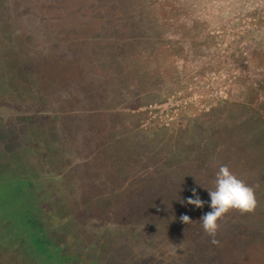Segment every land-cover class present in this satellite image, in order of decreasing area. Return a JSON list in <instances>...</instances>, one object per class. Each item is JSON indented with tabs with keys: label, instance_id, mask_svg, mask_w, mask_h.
Here are the masks:
<instances>
[{
	"label": "rangeland",
	"instance_id": "rangeland-1",
	"mask_svg": "<svg viewBox=\"0 0 264 264\" xmlns=\"http://www.w3.org/2000/svg\"><path fill=\"white\" fill-rule=\"evenodd\" d=\"M12 4L10 52L31 76L21 86L73 166L80 210L92 207L84 219L158 232L163 264H264V0ZM207 73L230 76L227 101L185 110L170 126L153 119L152 106ZM221 165L256 203L228 211L213 244L199 219ZM29 188L0 183V264H61L56 248L32 242ZM193 189L203 208L187 204Z\"/></svg>",
	"mask_w": 264,
	"mask_h": 264
},
{
	"label": "flooded vegetation",
	"instance_id": "flooded-vegetation-1",
	"mask_svg": "<svg viewBox=\"0 0 264 264\" xmlns=\"http://www.w3.org/2000/svg\"><path fill=\"white\" fill-rule=\"evenodd\" d=\"M12 1L0 0V183L14 179L20 188L35 191L28 219L32 242L41 251L56 248L61 264H163L168 258L160 257L159 248L166 240L158 232L149 235L143 224L134 230L96 228L84 219L92 207L80 210L73 166L65 167L66 156L53 148V138H46V122L37 120L27 88L21 86L31 76L15 67L20 54L10 52L4 17H10L11 27L16 14Z\"/></svg>",
	"mask_w": 264,
	"mask_h": 264
},
{
	"label": "clouds",
	"instance_id": "clouds-1",
	"mask_svg": "<svg viewBox=\"0 0 264 264\" xmlns=\"http://www.w3.org/2000/svg\"><path fill=\"white\" fill-rule=\"evenodd\" d=\"M205 189L209 195L207 204L210 211L204 213L199 220L204 232L213 238L211 243L218 244L219 242L215 239L219 229L218 221L230 210H238L242 213L252 211L256 203L254 191L226 165H221L216 171L214 187ZM186 202L197 208H203L205 204L195 189L192 190V197H189ZM180 219L186 224L191 222L187 215L181 216Z\"/></svg>",
	"mask_w": 264,
	"mask_h": 264
},
{
	"label": "built area",
	"instance_id": "built-area-1",
	"mask_svg": "<svg viewBox=\"0 0 264 264\" xmlns=\"http://www.w3.org/2000/svg\"><path fill=\"white\" fill-rule=\"evenodd\" d=\"M230 83V76L219 73H207L203 77L194 78L181 92H176L160 104L152 106L150 109L153 119H158L164 126H170L183 111L190 108L209 112L227 101Z\"/></svg>",
	"mask_w": 264,
	"mask_h": 264
}]
</instances>
